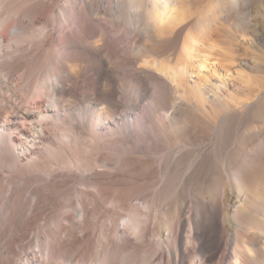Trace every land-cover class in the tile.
Returning <instances> with one entry per match:
<instances>
[{
    "label": "bare ground",
    "instance_id": "obj_1",
    "mask_svg": "<svg viewBox=\"0 0 264 264\" xmlns=\"http://www.w3.org/2000/svg\"><path fill=\"white\" fill-rule=\"evenodd\" d=\"M190 5L0 0V264H264V0ZM217 19L252 39L238 84ZM146 116L155 155L123 135Z\"/></svg>",
    "mask_w": 264,
    "mask_h": 264
},
{
    "label": "rangeland",
    "instance_id": "obj_2",
    "mask_svg": "<svg viewBox=\"0 0 264 264\" xmlns=\"http://www.w3.org/2000/svg\"><path fill=\"white\" fill-rule=\"evenodd\" d=\"M193 1L194 0H190V4H192V6L190 5V7L192 8V9H194L195 7H197L198 5H199V7L200 8H196L195 10H194V12L196 11V10H198V14H197V12L196 13H194V15L195 16H201V14L203 15L204 13H205V11H206V13H207V7L209 8V6H210V4H211V2H213V0H199V1H197V0H195V3H193ZM202 1V2H201ZM197 2H199L198 4H196ZM209 3V4H208ZM206 4V5H205ZM195 6V7H194ZM189 7V8H190ZM202 8V9H201ZM204 10V11H203ZM192 12H193V10H191ZM201 11V12H200ZM203 12V13H202ZM219 16V15H218ZM194 17V16H193ZM220 17V16H219ZM195 19H198V17L197 18H195ZM200 19V18H199ZM217 22H216V24H215V26L214 25H212L213 27H210L211 28V33H210V40H212V41H223L224 42V44H221V45H218L219 47H222V48H224V46H225V48H227V49H229L231 52H232V57H233V59H234V62L235 63H233V65H232V67H231V72H230V77L229 76H226L225 78L227 79V82L229 81V82H234L235 84H238L239 82L237 81L238 80V78H239V73L241 72V71H249L250 69H251V60H250V57H249V53H250V51H251V47L252 46H250L249 45V42L248 41H252V39H251V36L250 35H248V37H247V39H246V37L245 38H239L237 41H234V42H232L231 44V46H228L225 42H226V40L224 39V37L221 35V34H219L220 32H216L217 31V29H220V28H228V30L229 31H234L230 26H228L226 23H223V20L222 19H220V20H216ZM221 22V23H220ZM223 24V25H222ZM226 24V25H225ZM223 26V27H222ZM216 27V28H215ZM218 27V28H217ZM214 28V29H213ZM217 33V34H216ZM219 36V37H218ZM222 36V37H221ZM211 37H212V39H211ZM215 37H217V39L215 38ZM215 38V39H214ZM245 39V40H244ZM249 39V40H248ZM247 40V41H246ZM222 42V43H223ZM248 44H247V43ZM228 47H227V46ZM233 50V51H232ZM218 51V50H217ZM234 53V54H233ZM213 62V63H212ZM210 63V68H209V70L207 71V70H205V72H203L202 73V76H205V75H211L212 74V72H213V70H216V71H219L222 75H224L225 74V72H224V70H223V68L221 67V65H219V64H217L216 62L214 63V61H211V62H209ZM211 64H213V67H212V65ZM238 69V70H237ZM207 71V72H206ZM223 71V72H222ZM193 74L191 75V77H188L187 78V82L184 84V91H186L187 93H190L191 92V90H193V88L194 87H196V86H198V85H201V84H199V80H200V78L197 76V71H195V69H193ZM237 72H238V74H237ZM216 75H218V72H216ZM237 76V77H236ZM257 76H258V74H257ZM235 77V79H233ZM212 79H214V78H212ZM233 79V80H232ZM231 80V81H230ZM199 87V86H198ZM189 88H191V89H189ZM235 90H236V87H235ZM229 91L231 92V94L232 93H236V94H232L233 96H235L236 97V95H241V94H237V93H239V92H235L234 90H231V89H229ZM181 93H182V90L180 91ZM179 92V93H180ZM144 122H142V124H140V126H138L137 128H133V129H129V130H127V131H123V135H124V138H125V143L129 146V148L130 149H134V150H139V151H144L146 154H149V155H155L156 154V152L157 151H161V149H162V145H161V143L159 142V141H157L159 138L158 137H160V134H159V132H156V134H155V129H154V127H152L151 125H150V123H149V119H148V116H146L145 118H144ZM147 124H149V125H147ZM146 125V126H145ZM151 126V127H150ZM144 127V128H143ZM147 127H149V128H147ZM151 128V129H150ZM154 129V130H153ZM132 131V132H131ZM233 131V132H232ZM231 131V137H229L230 139H233L234 138V134H235V129L234 130H232ZM125 132V133H124ZM127 132V133H126ZM151 132V133H150ZM153 133H154V136L155 135H157V136H155V138H154V136H153ZM234 133V134H233ZM127 134V135H126ZM148 136V137H147ZM153 136V137H152ZM153 138V139H152ZM157 138V139H156ZM156 139V140H155ZM230 139L228 140V141H230ZM149 140V141H148ZM228 141H227V143H228ZM136 142V143H135ZM245 143V138L244 137H239V145H243ZM224 144H225V134H223V136L221 137V139H219V141H218V143H217V145L213 148L212 146H207L206 148H203L204 150H205V154H207V155H210V156H212V155H214V154H211L213 151H217V153H218V155H222V154H224V152H225V148H224ZM156 145H157V147H156ZM131 146V147H130ZM203 147V146H202ZM213 148V149H212ZM147 149V150H146ZM152 149V150H151ZM151 150V151H150ZM150 151V152H149ZM207 152V153H206ZM208 152H209V154H208ZM154 153V154H153ZM170 172V177L172 176V172L173 171H169ZM122 173V174H121ZM120 173V175H121V177H122V175H123V178H125L126 179V181H128L129 179L130 180H132V179H134L135 181H137L138 183H140L141 185H143V188H144V192H143V194H142V196H141V199H142V202L145 204V202H147V203H149V204H151V205H155L156 203H157V201H158V198H159V188H156V189H153L152 187H148L147 185H145V183L147 182V180L148 179H146L144 176H141L139 173L137 174V173H134L133 175H130V174H128V173H126V172H124V171H122ZM123 173H125V174H123ZM119 173L118 172H114V173H112L111 175V177H112V179L114 178V177H117V175H118ZM158 174H159V172H158V170H155V172H154V176H158ZM139 175V176H138ZM131 176V177H130ZM144 179H146V180H144ZM196 180H199V177H196L195 179H194V182L196 181ZM127 186V185H126ZM128 187V186H127ZM129 187H131V185L129 186ZM132 191H134V190H137V191H139V189L137 188H132L131 189ZM243 190H244V187H243ZM245 191V190H244ZM154 199V200H153ZM244 200H245V196H242L241 197V203H243L244 202ZM142 214H143V212H142ZM149 219H150V224L152 225V221H153V219H152V217H150L149 216ZM159 219V221L161 222V221H163V223L161 222L160 224H161V226H164V227H166V225H168L169 226V228L171 227V228H176V230H177V226H178V222L177 221H175V220H172V219H168V220H166V219H163L162 217H161V219H160V215L158 216V218H157V220ZM165 220V221H164ZM116 221H118L117 222V224L120 222L121 223V221L120 220H116ZM168 221H170V223L168 222ZM166 222V223H165ZM123 223V222H122ZM170 224V225H169ZM145 226V225H144ZM185 231L187 232L188 231V228L186 227L185 228ZM210 233V231H206L205 232V235H207V234H209ZM130 239V238H129ZM134 241V240H133ZM199 244H200V242L197 244V246H199ZM138 251V252H137ZM135 252H136V255L138 256V253H139V249H135ZM190 254H191V252H190ZM134 256V257H132V261L131 262H133V264L136 262V258H137V256ZM139 258H141V256H138V260L140 261L139 262V264L141 263V259H139ZM138 260H137V262H138ZM137 262H136V264H137Z\"/></svg>",
    "mask_w": 264,
    "mask_h": 264
}]
</instances>
